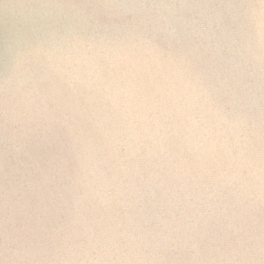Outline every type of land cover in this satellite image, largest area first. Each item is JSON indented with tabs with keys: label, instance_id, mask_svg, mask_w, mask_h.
<instances>
[{
	"label": "water",
	"instance_id": "1",
	"mask_svg": "<svg viewBox=\"0 0 264 264\" xmlns=\"http://www.w3.org/2000/svg\"><path fill=\"white\" fill-rule=\"evenodd\" d=\"M240 2L0 0V72L31 75L0 130V260L18 240L30 264H264V56L238 54ZM153 4L223 7L185 10L175 41L167 12L105 7Z\"/></svg>",
	"mask_w": 264,
	"mask_h": 264
},
{
	"label": "clouds",
	"instance_id": "2",
	"mask_svg": "<svg viewBox=\"0 0 264 264\" xmlns=\"http://www.w3.org/2000/svg\"><path fill=\"white\" fill-rule=\"evenodd\" d=\"M106 8H124L127 10H162L167 12L168 17L172 19L173 25H170L171 31L164 30L161 39L166 41H175L182 38V32L179 30L181 21L184 19L183 12L188 10L193 13H199L203 18V12L200 10H213L223 7L222 5H209V4H153V5H106ZM233 9H243L240 13V25H247L250 33L255 31V35L251 38L250 42L245 45H239L242 51H239V55L245 60L248 56H256V52L253 49V41L256 45V50L260 52L261 56H264V0H260L259 4L253 5H227ZM191 26L203 28L201 19H198L196 15H193L190 21ZM211 25V23H209ZM233 45H237L238 42L234 38ZM260 58V57H256ZM240 67V65H237ZM31 78V75L25 72H21L20 68L15 67L13 74L7 76L4 81L3 89L6 97L13 98L17 92L20 91V86L27 83V80ZM208 99V98H207ZM208 102L212 104V101L208 99ZM11 110V103L6 106L7 118L9 119V112ZM11 137L9 131L5 132V143L10 145ZM40 255L39 246L33 244L31 241H18V240H6L4 251L2 253V260L0 264H30ZM63 258L68 261L78 259V256L73 252L69 246L65 247Z\"/></svg>",
	"mask_w": 264,
	"mask_h": 264
},
{
	"label": "snow or ice",
	"instance_id": "3",
	"mask_svg": "<svg viewBox=\"0 0 264 264\" xmlns=\"http://www.w3.org/2000/svg\"><path fill=\"white\" fill-rule=\"evenodd\" d=\"M229 5H244V0H241L240 3H231ZM16 67L20 68L22 67V62L20 59L17 60ZM7 72V66L5 65L4 71L0 72V130L3 132L9 131V119L7 118L6 113V106L11 103L12 98L6 97L3 89L4 81L7 78L8 75H6ZM212 103H216L217 106V112L216 114L219 116L220 113H224L226 106L221 105L218 101H212ZM163 139H167V137H163ZM141 185L144 187H150L148 184V181H144L143 178H141ZM149 195H151L152 199H156V193L150 192ZM137 196L139 199H143L142 194L137 191ZM0 201H3V205L6 208L7 207V201H8V193L2 192L0 193ZM104 203H107V201H104Z\"/></svg>",
	"mask_w": 264,
	"mask_h": 264
}]
</instances>
